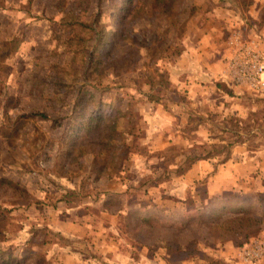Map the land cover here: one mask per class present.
Segmentation results:
<instances>
[{
    "label": "rangeland",
    "instance_id": "1",
    "mask_svg": "<svg viewBox=\"0 0 264 264\" xmlns=\"http://www.w3.org/2000/svg\"><path fill=\"white\" fill-rule=\"evenodd\" d=\"M220 1L136 0L121 24L123 0H0V247L14 264H83L80 254L94 255L96 239L102 237L94 212L104 197L115 195L112 210L128 209L144 189L182 174L194 157L218 163L257 159L264 177V90L226 87L221 90L226 109L209 113L203 107V114H194L187 124L186 110L199 108L185 87L178 89L170 80L195 24L210 21L209 12L218 14ZM250 2L236 0L245 11ZM117 111L125 118L116 149L67 159L70 140L78 135L76 120ZM167 126L180 128L189 146L155 153L154 137ZM253 175L244 170L245 181ZM206 180L200 181L198 198L190 200L193 216L188 220L169 224L173 201L161 208L169 212L159 223L141 221L140 226L136 218L121 216L122 247L166 244L174 236L172 243L179 244L169 249L174 260L212 262L207 255L229 252L225 244L231 243L241 250L243 264H254L264 255V244L257 243L264 242V193L244 186V192L211 200L248 209L260 219L248 242L239 246L242 238L223 241L207 234L214 221L209 218L212 204L204 205ZM167 185L166 192L174 191ZM255 252L259 256L248 257Z\"/></svg>",
    "mask_w": 264,
    "mask_h": 264
},
{
    "label": "crops",
    "instance_id": "2",
    "mask_svg": "<svg viewBox=\"0 0 264 264\" xmlns=\"http://www.w3.org/2000/svg\"><path fill=\"white\" fill-rule=\"evenodd\" d=\"M220 10L215 15L212 12L208 13V18H211L210 21L202 25L195 24L193 28L195 37H189V44L186 45V50L176 63L177 70L170 73L171 82L178 89L185 87L189 91V99L193 102L192 105L199 108L197 112L186 110V123L194 114H203L201 113L203 107L210 108L208 110L209 113L212 112V108L220 110L222 106L226 109V105L223 102L226 94L222 93L221 95V90H224L226 87L234 91L238 89L237 86H234L237 84L229 80L228 67L235 53L234 43L236 41L240 43L249 41V44L252 42L256 43L260 50L264 51V22L262 21L264 16V0H251L247 11L239 7L236 0H221ZM215 24L218 26H214ZM233 31H235V37L234 35L230 36V33ZM214 91L218 92L216 97L213 96ZM174 123L172 120L170 125L173 126ZM168 127L170 126H167L162 131H158L154 137L153 146L155 153H162L172 146H178L181 149L189 146V140L182 135L180 128ZM156 143L157 146L155 145ZM196 158L194 157L190 166L186 167V170L182 174L166 180L174 188V191L166 192L164 188L168 186L167 183L164 184L163 181L156 182L150 188L144 189L146 191L143 196H136L133 204L128 209L116 211L115 209L110 210L106 208V202H108L111 195L104 197V200L101 202V209L97 213L94 212V218L97 221L100 219L102 222V237L100 236V238L96 239V250L93 251L94 255L90 258H83L79 253L82 258L80 262H83V264H243L239 256L240 253H238L241 250L231 243L225 244V247L229 248V252L221 250L217 255H207L211 256L212 262L195 257L194 259L184 257L182 261L174 260L169 251L170 246L175 244L179 246L177 242L175 244L172 243L178 238H174V236H171V241L166 244L155 241L152 243H142L141 246H137L136 248L132 244H128L127 249H124L121 245L119 236L121 233L124 235L123 231L121 232L119 228L121 216L138 218L143 223H159L163 221V218L167 217L164 212L166 214L169 212L162 211L161 208H163L166 202L173 201L175 204L172 209L174 213L172 215L173 221L169 224H174L173 222H176L179 218L188 220L189 216H193V211L189 210L188 206L192 202L190 200L195 201L198 198V186H200V181L205 178L207 180L205 181L206 199L204 205L208 206L212 204L210 212L219 205L213 204L211 200L219 198L227 192H244L242 191L244 186L246 188L249 186L256 192H261V194L264 193V177L260 176L258 172L263 163H260L259 160L254 159L253 163L237 160L233 163L232 160L218 163L209 157ZM249 164L250 166L248 167ZM247 169L254 173V175L251 176L250 180L245 181L244 170ZM125 182L128 181L125 180ZM156 190H159V193ZM152 192L154 193L152 194ZM147 203H150V206H153L155 210H151V207L146 205ZM177 208H180V210ZM141 229L143 230L144 228L138 229L137 232H141ZM85 232L86 234L88 233V231ZM91 234H96V232H92ZM137 236L139 240L141 237L136 235L135 238ZM127 239L129 242L130 238L127 237ZM186 242L189 241L187 240ZM257 243L260 245L264 244L260 240ZM258 247L263 249L261 246ZM73 264L80 263L76 262ZM254 264H264V255L258 258Z\"/></svg>",
    "mask_w": 264,
    "mask_h": 264
},
{
    "label": "trees",
    "instance_id": "3",
    "mask_svg": "<svg viewBox=\"0 0 264 264\" xmlns=\"http://www.w3.org/2000/svg\"><path fill=\"white\" fill-rule=\"evenodd\" d=\"M135 1L136 0H123V6L120 8V14H122L121 24H124V21L131 11V6ZM123 118H125V113L123 111H117V114L114 116L101 113H88L86 117L84 116L81 118V121L76 120L73 128L74 131L78 132V135L76 139L70 140L68 145L70 151L67 155V159L71 161L78 156V153L87 154L88 152L98 156L101 154V151H98L99 148H109V150L116 149L118 145L115 142L118 139L120 140L119 136L122 135L123 132L120 131ZM129 124L130 122L128 121V125ZM113 157L114 154H111L107 161L108 164L113 163ZM108 164L106 163L107 167ZM110 198L109 208H107L112 210V206L110 207V205L114 202L115 197L112 196ZM209 218L214 222H211L206 227L207 234L212 236L216 235L219 237V240L223 241H239L242 238L244 241H242L239 246L248 242V239L253 235V227L260 222V219L253 216L248 209L239 208L238 206L228 207L221 203L209 213ZM131 219L135 218L131 217ZM136 219L137 224L140 225L141 221L138 218ZM215 230L217 231L215 232ZM12 258L13 256H11V254H6L0 247V264H14L15 261H13Z\"/></svg>",
    "mask_w": 264,
    "mask_h": 264
},
{
    "label": "built area",
    "instance_id": "4",
    "mask_svg": "<svg viewBox=\"0 0 264 264\" xmlns=\"http://www.w3.org/2000/svg\"><path fill=\"white\" fill-rule=\"evenodd\" d=\"M258 47L253 42L246 44L236 41L235 53L229 62V77H232L236 84H246L252 90H264V54L258 50ZM259 254L255 252L248 257L253 259Z\"/></svg>",
    "mask_w": 264,
    "mask_h": 264
}]
</instances>
